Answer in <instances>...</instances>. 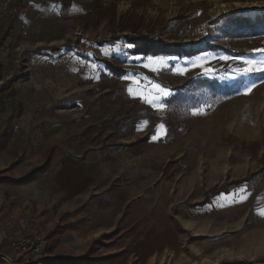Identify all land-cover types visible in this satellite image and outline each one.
I'll return each mask as SVG.
<instances>
[{
	"label": "rangeland",
	"instance_id": "1",
	"mask_svg": "<svg viewBox=\"0 0 264 264\" xmlns=\"http://www.w3.org/2000/svg\"><path fill=\"white\" fill-rule=\"evenodd\" d=\"M21 1L22 16L0 20V212L17 197L15 187L44 175L53 161L81 165L95 176L96 186L103 169L97 164L119 173L122 182L151 172L158 177L156 187L166 184L171 190L174 185L175 199L171 195L168 202L166 197L161 206L174 201L171 211L177 220L203 223L198 227L201 236L182 232L184 248L170 264H264V71L238 75L243 61L264 60V51H256L264 50V34L250 33L246 26L264 16V0H71L65 5L62 0ZM242 26L244 36L231 34ZM127 38L140 39L151 49L186 52L202 44L205 51L147 56L135 53ZM203 79L238 87V93L206 104L200 91L194 87L190 93V88L188 102L194 107L171 110L167 101L174 91L189 80ZM154 84L170 94L155 92ZM142 92L157 97L156 103L166 108L160 111L145 103L139 98ZM201 96L204 99V91ZM160 124L167 131L173 125L175 139L182 138L175 144L173 164L166 161L169 143L152 141L145 151L135 146L114 152L117 144L128 142L123 136L133 126L141 134L151 128L152 137L161 138L165 129L158 130ZM54 146L49 169L20 181ZM29 156L40 158L22 172L28 163L16 169ZM200 195L204 200L195 201ZM206 202V207L196 205ZM160 205L156 202L152 210ZM39 217L30 230L1 221L0 264L2 255L14 256L12 243L19 235L44 238L40 264H63L61 260L69 258L88 259L71 264H95L118 254L109 263L114 264L127 253L125 249L105 255L104 249L122 237L114 230L96 237L82 256L49 259L52 235L63 227L49 231L38 224ZM14 261L24 264L21 258Z\"/></svg>",
	"mask_w": 264,
	"mask_h": 264
},
{
	"label": "crops",
	"instance_id": "2",
	"mask_svg": "<svg viewBox=\"0 0 264 264\" xmlns=\"http://www.w3.org/2000/svg\"><path fill=\"white\" fill-rule=\"evenodd\" d=\"M175 93L174 91L173 95ZM151 131L154 130L150 128L141 134L138 128L133 126L123 136L130 139L121 144H132L138 137H144ZM167 132L166 129V134ZM166 134L153 140L152 133L150 140L138 147L145 151L152 141L169 143L170 145L165 147L166 161L167 165H171V161L176 159L175 144L182 138L167 141ZM134 149L136 148L125 150ZM117 151L119 149L114 152ZM38 158L40 157L29 156L16 169L28 163L20 169L22 172ZM93 166L94 164L89 165ZM97 166L103 168L102 173L98 175V186L94 184L95 176L87 174L81 165L71 161H53L51 168L44 175L20 185L19 189L18 186L15 187L18 190L14 192L17 197L1 207L0 223L4 220L30 230L37 226L35 218L40 216L38 224L49 231L57 226L63 227L62 231L52 235L54 239L50 240L49 259L82 256L96 237L119 230L121 239L115 246L104 249L107 251L105 255L127 250L114 264H131L134 260L142 258L146 260V264H165L166 261L170 264L174 254H180L184 248L182 232L190 231L195 236L203 235L198 229L199 226L202 227V221H190L183 217H178L177 220L172 215L171 208L176 206V202L173 201L168 206L160 205L166 197L168 202L171 195L175 199L174 185L171 190L166 184L156 187L154 184L157 183L158 177L151 176V172H142V179L122 182L119 173L112 174L110 170H105L103 164ZM20 171L16 170L17 175H20ZM204 198L205 195H200L195 201L202 202ZM95 200L98 210L95 209ZM156 202L161 208L158 206L156 210H152ZM196 205L208 206L207 202Z\"/></svg>",
	"mask_w": 264,
	"mask_h": 264
},
{
	"label": "trees",
	"instance_id": "3",
	"mask_svg": "<svg viewBox=\"0 0 264 264\" xmlns=\"http://www.w3.org/2000/svg\"><path fill=\"white\" fill-rule=\"evenodd\" d=\"M70 1L71 0H62V3H63V5H65V4H68ZM76 1H80V0H76ZM21 2L23 3V1H21ZM259 17L260 18H257L254 21L250 20L249 24L246 25L248 30H249L248 32L255 33L257 35L258 34H264V16L262 17V15H260ZM246 26H242L239 29H236V27H234V29L232 31H231L232 27H230L229 32L231 31L232 35L244 36L245 33H246V31H245L246 28H244V27H246ZM127 39H129L135 45V49H136V50H134L135 53L142 54V55H147V56L148 55H154L155 56V55H159V54H169V53H174L175 55H179V56H182V55L192 56L194 54H199L202 51H205L204 50L205 48H203V49L201 48L202 44H198L199 47L196 48L197 50L190 49V50H187L185 52V50H183V51H177L175 49L172 50V51L166 50L168 48H164V49L154 48V49H151L149 47V45H147V46L143 45V43H142V41L140 39H138V40H131V39H134V38H127ZM211 46L214 47V48L218 47V46H213V45H211ZM115 70L116 69H114V71ZM122 72L125 73V70L124 71L120 70V73H122ZM194 87L196 88V91H200L201 94L204 91L205 97H204V99H202L203 96H201V94H200V99L202 100V103H206V104H208V103H210V104L211 103H215L216 104L218 102L223 101L224 94L226 96H229V95L234 96V95H236L238 93V90H236L238 87L229 86V85H222L216 80H209V79L189 80L184 85H182L178 89L177 93H175V95H173L167 101V104H168L169 107H171V110L172 109H179V108L184 109V108H189V107L192 108V107H194L195 104L191 105L188 102V101H190V98H191L189 94L193 92V89H195ZM190 88H192V90L188 94V89H190ZM106 95L109 96L110 94H106ZM194 96L197 97V95H194ZM199 103H198V105H199ZM172 126H171V124H169V126H168V132H167L166 137H165V140H167V141L176 140L175 137L173 136L174 128ZM152 133H153L152 131L149 132L147 135H145L144 137H141L140 139H138L137 141L133 142L132 144H118L117 147H118V149L121 148V147L126 148V149H131V148H133L135 146L143 145V144H145L146 142H148L150 140ZM55 150H56L55 146L51 147L49 149V151L47 152V154H46L44 162L41 165H38V166L34 167L20 181H22V182L29 181V180H31V179H33V178L45 173L49 169V167L51 166V162H52ZM98 244H100V241L98 242ZM115 257H118V254L117 255L107 256V258L104 259L105 260L104 264L111 263L112 260ZM87 260H88L87 258H79L77 260L69 258V259H66L64 261L61 260V262L63 264H71V263H77V262L87 261ZM104 260L103 259H101L99 261L97 260L96 261L97 263H95V264L102 263Z\"/></svg>",
	"mask_w": 264,
	"mask_h": 264
},
{
	"label": "built area",
	"instance_id": "4",
	"mask_svg": "<svg viewBox=\"0 0 264 264\" xmlns=\"http://www.w3.org/2000/svg\"><path fill=\"white\" fill-rule=\"evenodd\" d=\"M23 13L24 9L17 0H0V20L7 17L22 16ZM44 243V238L38 234L31 239L19 235L12 243V255L14 256L2 255V260L4 264H12L17 257L21 258V262L24 264H40Z\"/></svg>",
	"mask_w": 264,
	"mask_h": 264
},
{
	"label": "snow or ice",
	"instance_id": "5",
	"mask_svg": "<svg viewBox=\"0 0 264 264\" xmlns=\"http://www.w3.org/2000/svg\"><path fill=\"white\" fill-rule=\"evenodd\" d=\"M256 51H264V50L257 49ZM223 59H228V57H223ZM243 63H244V67L239 71L238 75H250V74H252L254 72L264 71V60H261L259 62L245 60V61H243ZM197 66L198 67H203V64H196V63L193 64V67H197ZM153 71H156V69H153ZM177 71H179L181 73H184V72L187 71V69H179ZM205 71L210 73L212 70L211 69H205ZM125 79H129V77H125ZM254 87H255L254 84L253 85H250L246 89V92L247 93H250L252 91V88H254ZM153 90L155 92L159 93V94H162L163 96H167V95L170 94L167 89H165L164 87H162L159 84H154ZM129 92H130V94L132 93V89L131 88H129ZM139 98L142 99V100H144L145 103H149L153 107H156L160 111H163L166 108V105H164V104H157L156 103L157 97H155V96L150 99L148 95H146V94H144L142 92V93L139 94ZM193 114H199V110H194ZM145 123H147V122H145ZM159 129H165V125H163V124L158 125V130ZM164 134H166V129H165V133ZM158 138H159L158 135H154L152 137L153 140H156ZM241 191H244V189H241ZM260 214L261 215H264V209H261L260 210Z\"/></svg>",
	"mask_w": 264,
	"mask_h": 264
}]
</instances>
